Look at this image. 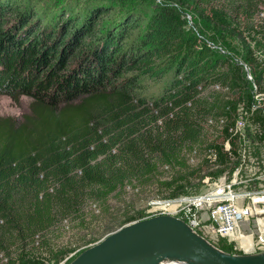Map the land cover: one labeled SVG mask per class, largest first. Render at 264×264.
<instances>
[{"label": "trees", "instance_id": "obj_1", "mask_svg": "<svg viewBox=\"0 0 264 264\" xmlns=\"http://www.w3.org/2000/svg\"><path fill=\"white\" fill-rule=\"evenodd\" d=\"M161 2L147 6L145 19L135 8L140 0L67 3L48 17L33 9L35 20L41 17L49 29L37 39V23L28 38L19 35L29 9L15 27L1 29L0 93L31 101L20 118L0 117V264L57 263L72 247L58 245L53 229L85 227L92 221L86 207L101 218L112 195L157 182L162 167H183V156L205 143L206 123L215 125L220 139L206 144L215 162L229 160L225 139L235 152L237 139L228 130L239 105L248 112L250 86L240 66L207 46L164 2L191 6L212 34L229 43L225 39L239 26L249 33L248 22L264 0ZM16 5L0 0V25ZM95 15L101 19L94 27ZM254 32L264 38L263 27ZM243 60L254 65L255 93H264V69L249 49ZM41 65L45 69L36 76ZM234 89L240 90L237 98L219 94ZM247 123L264 126L261 109L247 115L245 130ZM184 180L159 184L175 197L184 193ZM124 211L120 226L147 216Z\"/></svg>", "mask_w": 264, "mask_h": 264}, {"label": "rangeland", "instance_id": "obj_2", "mask_svg": "<svg viewBox=\"0 0 264 264\" xmlns=\"http://www.w3.org/2000/svg\"><path fill=\"white\" fill-rule=\"evenodd\" d=\"M14 1V0H13ZM17 5L11 10L8 16H5L3 21L4 24L0 25V32L1 29L7 28L8 26L15 27L17 21L22 18L23 12H28L31 10L30 16L28 19H25V23H23L22 28L19 32V35H24V38H28V36L32 35V30H29V27L33 23H37L36 26L40 25V30L33 34L34 37L37 39L40 35L43 36L49 32V29L44 27V23H42L41 17H38L35 20L37 14L33 11L36 10L37 13L45 14V17L51 15L52 9L58 12L60 9H64L65 4H73L74 2H80L84 0H16ZM104 1V0H102ZM130 0H117V2H125L128 3ZM142 3H137L135 8H139L140 15L142 18H146L148 13L146 8L147 6L151 5H158L163 2L161 0H140ZM137 1H135L136 3ZM166 5L175 7L179 13H181V18L183 19L185 26L193 31H197L202 37L206 38V41L210 43V45L216 46V49L220 52V54L226 56L230 59V61L236 64L238 67L240 66L244 78L249 84L248 93L255 94L256 86L253 85V80L251 77V68L254 67L253 64L248 65V63L244 62L243 56L245 55V49H249L252 52V55L255 57V61L257 64L260 65L264 69V38L259 33L256 34L251 33L252 30H255L258 27L264 28V8H259V12L255 13L252 19L248 22L251 25L252 29H249V33L246 30H242V26L238 27V31L230 35L225 40L230 41L229 43L222 42L218 37H216L210 29L206 27V21H202L199 14L192 11L190 8L191 6H183L179 7L177 4L173 5L168 2H164ZM213 3V2H212ZM211 4V3H208ZM214 4V3H213ZM12 5V2L9 3V6ZM29 9V10H26ZM64 14L61 17L64 19ZM60 18L59 20H62ZM96 22L94 27L99 25V19L101 16L95 15L93 18ZM144 21V20H143ZM69 23V21H68ZM81 23V22H80ZM76 23V27L80 24ZM248 25V26H249ZM35 26V27H36ZM73 26V25H72ZM247 26V27H248ZM11 27V28H12ZM69 25V29H71ZM34 30V29H33ZM6 32V31H5ZM4 32V34H5ZM3 34V35H4ZM3 37V36H2ZM62 39V38H61ZM88 38L83 39V41H87ZM254 41L256 43H254ZM64 42V39L61 41ZM263 44H262V43ZM63 45H57L56 51H59L60 47ZM74 51V47L71 48ZM42 49H39V52ZM80 55L82 57L85 56L86 51L80 50ZM46 66V65H45ZM45 68L39 66L35 73L37 76L40 71L44 70ZM241 87H245L246 85L241 83ZM239 91L234 89L233 91H229L228 93L226 90L219 91V94L225 96L226 98H237L239 95ZM247 92L245 91L244 94ZM253 103L260 104L264 108V93L259 95L258 101L254 99L253 96ZM31 98L29 96L19 94L15 92L12 95H7L0 93V117H11V118H20L21 115L28 111L29 103ZM247 121V118H246ZM249 125V126H248ZM248 129L245 130L244 135L245 139H247L248 145L251 150L252 142L256 141L255 135L251 132L252 125L247 123ZM205 128L207 131V138L204 144H201L194 148V150L187 152L183 158L185 159L184 166L179 167L175 166L174 168H166L162 167L159 169V178L157 182L153 184L146 185L143 188H136L133 190L131 187L125 188V193L121 194L120 196L112 195L108 200L109 209L104 211L101 215V218H97L96 215L97 211L93 213L90 210V207H86V215L87 219H92V221L88 224L81 227H77L75 223H71L69 227L74 224V229L69 231L68 228H63L62 230L59 228L53 229L52 235L58 236L57 243L58 245L65 246L72 249L62 257L57 263L54 264H66L68 263L74 256H76L79 252L78 250L81 248H86L88 246L93 245L94 243L98 242L101 238H103L109 232L115 230L120 226L122 222L121 215L124 213L126 209H130L132 214L133 211H137L142 213L143 216L146 215V208L149 201L153 199H167L171 198L169 194L171 193V189H167L163 185L159 184L160 182H168L172 178L181 176L185 177V180L182 182L183 184V192L182 195L188 194H196L204 190V188L211 183L216 177H218L224 171L231 172L232 169L236 166V160L231 159L228 160L226 163L218 164L215 160L207 157V148L206 144L210 141L220 139L215 136L216 127L214 124L206 123ZM218 129V127H217ZM264 130V129H263ZM240 141H237L238 143ZM251 143V144H250ZM259 152L264 153L263 149H259ZM84 211V212H85ZM144 218V217H142ZM203 225L199 229H196V233L198 232L200 236H202L207 242L215 246L214 244L220 245L222 248L229 249L230 245L218 235H216L212 229V225L208 219H203ZM197 233V234H198ZM93 238L94 241H90L89 239ZM96 239V240H95ZM216 247V246H215ZM217 248V247H216ZM76 249V250H75ZM219 249V248H218ZM221 250V249H219ZM53 251V250H52ZM47 256L46 254H44ZM45 261V260H44ZM172 262V261H171ZM175 263V262H173ZM50 264V263H48Z\"/></svg>", "mask_w": 264, "mask_h": 264}, {"label": "built area", "instance_id": "obj_3", "mask_svg": "<svg viewBox=\"0 0 264 264\" xmlns=\"http://www.w3.org/2000/svg\"><path fill=\"white\" fill-rule=\"evenodd\" d=\"M207 46L216 49V46ZM261 94V93H260ZM255 93L254 99L259 98ZM257 108L264 115V108L251 103L248 112L239 105L233 125L229 128L230 137L240 141L235 152H229L228 139L223 141V150L236 160V166L229 173L224 171L211 181L203 191L196 194L178 195L167 199L149 201L147 216L171 215L183 220L196 231L208 219L216 235L224 239L231 254L255 253L264 250V126L251 124V132L257 138L251 150L245 139V125L248 114ZM249 126V125H248ZM251 144V143H250ZM207 157L215 160V153L207 150Z\"/></svg>", "mask_w": 264, "mask_h": 264}, {"label": "water", "instance_id": "obj_4", "mask_svg": "<svg viewBox=\"0 0 264 264\" xmlns=\"http://www.w3.org/2000/svg\"><path fill=\"white\" fill-rule=\"evenodd\" d=\"M264 264V250L231 254L219 250L171 215L125 223L81 250L66 264Z\"/></svg>", "mask_w": 264, "mask_h": 264}, {"label": "bare ground", "instance_id": "obj_5", "mask_svg": "<svg viewBox=\"0 0 264 264\" xmlns=\"http://www.w3.org/2000/svg\"><path fill=\"white\" fill-rule=\"evenodd\" d=\"M174 261H163V262H161L160 264H184V263H182V262H175V263H173Z\"/></svg>", "mask_w": 264, "mask_h": 264}]
</instances>
